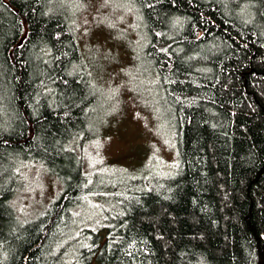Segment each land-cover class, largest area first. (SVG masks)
Here are the masks:
<instances>
[{
    "label": "trees",
    "instance_id": "16d2710c",
    "mask_svg": "<svg viewBox=\"0 0 264 264\" xmlns=\"http://www.w3.org/2000/svg\"><path fill=\"white\" fill-rule=\"evenodd\" d=\"M128 2L177 161L108 183L70 1L0 0V264H264V0ZM32 168L61 192L27 219Z\"/></svg>",
    "mask_w": 264,
    "mask_h": 264
},
{
    "label": "rangeland",
    "instance_id": "374dc122",
    "mask_svg": "<svg viewBox=\"0 0 264 264\" xmlns=\"http://www.w3.org/2000/svg\"><path fill=\"white\" fill-rule=\"evenodd\" d=\"M69 1L76 13L83 57L103 104L98 109L100 134L83 147L90 170L110 172L104 178L108 183L133 180L132 174L143 171L145 176L170 172L177 161L175 140L144 66L142 36L133 26L128 0ZM29 172L14 202L27 219L61 192L59 183L46 173L37 168Z\"/></svg>",
    "mask_w": 264,
    "mask_h": 264
}]
</instances>
